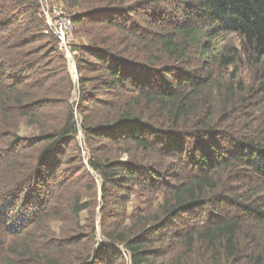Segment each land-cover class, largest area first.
Masks as SVG:
<instances>
[{"label": "trees", "instance_id": "trees-1", "mask_svg": "<svg viewBox=\"0 0 264 264\" xmlns=\"http://www.w3.org/2000/svg\"><path fill=\"white\" fill-rule=\"evenodd\" d=\"M263 106L264 0H0V264H264Z\"/></svg>", "mask_w": 264, "mask_h": 264}, {"label": "rangeland", "instance_id": "rangeland-1", "mask_svg": "<svg viewBox=\"0 0 264 264\" xmlns=\"http://www.w3.org/2000/svg\"><path fill=\"white\" fill-rule=\"evenodd\" d=\"M53 9H60L59 7H57V6H51L50 4L48 5L47 3H45L44 4V10H46L47 12L48 11H51V10H53ZM60 10H62L63 12H65L63 9H60ZM49 13V12H48ZM55 12H53L52 14H54ZM65 14H66V12H65ZM68 16H70L69 14H67ZM53 16V15H52ZM73 38V39H72ZM79 42V40L77 39V41L75 40V38L73 37V31H72V33L71 34H69L68 35V37L66 38V48H63V50H64V52H65V54H66V56H67V50L69 51V53H70V56L69 57H71L73 60H74V57H73V55H72V53H71V51H70V44L71 43H78ZM61 43V42H60ZM61 46H62V44H61ZM68 58V57H67ZM69 59V58H68ZM75 62V61H74ZM77 77H78V74H77ZM77 80H78V78H76ZM75 82H77V81H75ZM77 97H78V91H74V95H73V101L75 102V101H77ZM261 117H262V119L259 121V124H264V106H263V109H262V112H261ZM257 125V124H256ZM32 133V131H30V130H23L22 131V133H21V135L22 136H24V137H27V136H30V134ZM81 134V137H83V133L81 132L80 133ZM89 157H90V155H89V153L87 152L86 153V163H88V161H89ZM98 179H99V177H98ZM99 187H100V201H102V186H101V180L99 179ZM140 198H138V195L137 194H134L133 195V198H132V201H131V203H130V205H129V207H130V212L131 211H133L135 208H137L139 205H140ZM102 208L103 207H99L98 208V210H97V212H96V222H97V234H98V236L100 237L98 240H99V242L101 243V242H104V238L102 237V230H101V222H102V213H101V211H102Z\"/></svg>", "mask_w": 264, "mask_h": 264}, {"label": "built area", "instance_id": "built-area-1", "mask_svg": "<svg viewBox=\"0 0 264 264\" xmlns=\"http://www.w3.org/2000/svg\"><path fill=\"white\" fill-rule=\"evenodd\" d=\"M48 12L45 10L48 24L50 25L54 34L60 40L62 47L64 46L66 48V38L73 31L72 18L60 9H53L52 12ZM53 12L55 13L52 14Z\"/></svg>", "mask_w": 264, "mask_h": 264}, {"label": "water", "instance_id": "water-1", "mask_svg": "<svg viewBox=\"0 0 264 264\" xmlns=\"http://www.w3.org/2000/svg\"><path fill=\"white\" fill-rule=\"evenodd\" d=\"M64 47V46H63ZM65 48V47H64ZM70 56V53H69V51L67 50V57L69 58L68 60H69V66H70V73H71V75H72V78H73V80L74 81H77V79L76 78H78L77 77V68H76V64H75V62H74V60L71 58V57H69Z\"/></svg>", "mask_w": 264, "mask_h": 264}]
</instances>
